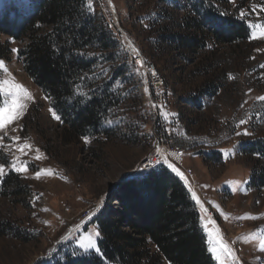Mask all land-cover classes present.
Listing matches in <instances>:
<instances>
[{
	"label": "rangeland",
	"instance_id": "1",
	"mask_svg": "<svg viewBox=\"0 0 264 264\" xmlns=\"http://www.w3.org/2000/svg\"><path fill=\"white\" fill-rule=\"evenodd\" d=\"M36 1L0 0V15L27 16ZM85 2L118 43L106 54H89L97 58L94 76L101 84L110 81V91L120 99L103 121L109 135L69 139L62 118L52 114L61 117L53 100L46 99L19 60L26 43L1 36L7 58L0 60L34 100L26 101L21 117L0 130L5 136L0 151L7 157L0 159L6 165L0 176V264H57L67 253L85 254L80 241L99 230L95 215L80 228L78 220L99 203L97 213L109 203L117 205L114 191L142 169L158 141L168 150L177 145L183 150L176 163L185 184L192 197L194 192L210 207L216 220L212 227L219 228L237 258H225V264H264V190L247 187L252 165L239 153L241 146L264 139V100L258 99L264 97V38L254 27L264 25V0ZM226 19L245 23L246 41L227 44L214 38L211 31ZM199 20L204 28L198 27ZM183 39L201 42L186 48ZM155 73L161 82L154 80ZM84 84L76 93L87 94ZM24 143L32 147L18 151ZM17 157L27 162V172L11 168ZM11 174L23 183L15 195L9 193L13 188L3 187Z\"/></svg>",
	"mask_w": 264,
	"mask_h": 264
},
{
	"label": "trees",
	"instance_id": "2",
	"mask_svg": "<svg viewBox=\"0 0 264 264\" xmlns=\"http://www.w3.org/2000/svg\"><path fill=\"white\" fill-rule=\"evenodd\" d=\"M203 25L199 20L198 27ZM211 33L227 44L249 36L245 23L237 19L220 22ZM1 36L26 43L18 51L19 60L53 100L69 139L110 134L103 121L120 99L110 91V81L101 84L94 76L97 58L89 54H106L116 50L118 43L110 26L88 12L85 0H37L27 16L0 15V58H7ZM200 42L192 39L185 46L197 48ZM83 83L89 90L87 97L76 93ZM193 102L201 107L199 98ZM239 153L252 165L247 187L260 193L264 190V139L241 146ZM3 187L13 188L9 193L15 195L23 183L11 174ZM112 198L117 205L107 204L94 219L100 253H67L65 261L57 264H216L198 205L185 183L166 166L121 183Z\"/></svg>",
	"mask_w": 264,
	"mask_h": 264
},
{
	"label": "snow or ice",
	"instance_id": "3",
	"mask_svg": "<svg viewBox=\"0 0 264 264\" xmlns=\"http://www.w3.org/2000/svg\"><path fill=\"white\" fill-rule=\"evenodd\" d=\"M89 7L91 5L89 4ZM243 15V13H241ZM255 28L259 29V36L264 38V25L256 24ZM256 35L254 34V37ZM13 51H17L13 49ZM134 52H137L136 49H133ZM138 54V52H137ZM78 94L87 97L86 93L79 92ZM48 97H46L47 99ZM258 99L264 100V97H259ZM34 100L31 92L22 84L16 81L15 77L12 76L11 72L5 65L3 60H0V130L6 129L8 125L12 124L13 121L18 120L23 114V110L26 109L27 104L26 101ZM53 116L55 119L60 120L61 117L57 115L53 111ZM167 115V114H166ZM241 124L246 123V121L241 120ZM241 133H237L240 135ZM244 135H250V133L245 130ZM5 139V136H0V141ZM14 140L19 141L20 137H13ZM85 142H88V139L85 138ZM3 146L0 145V148ZM32 146L28 143H24L18 146V151L24 152L25 149H30ZM37 152L39 149L36 150ZM0 159H4L7 161V157L3 155V152L0 151ZM36 159H40V157H36ZM164 163H168V167L172 168L174 172H177L179 175L183 176L182 173H179V170L175 168V166L164 159ZM5 164H0V176L5 174ZM11 168L16 172H27V162L21 161L18 157L11 162ZM49 174H51L49 172ZM41 175V171L36 172V178H39ZM193 197L196 198V203L200 205V208L207 212V209L204 208L203 203L196 197V194L193 192ZM200 219L203 222L202 228L206 232L208 237V245L209 251L213 255L214 259H216L219 264H225V258L237 259L235 257V253L232 248L227 244V242L223 239V234L220 232L218 227H212V225H216V221L214 219H206L201 216ZM100 236L99 232H94L83 238L80 241V248L83 249L85 254L89 252H95L97 254L100 253V248L98 247L97 237ZM261 251H264V241L260 243Z\"/></svg>",
	"mask_w": 264,
	"mask_h": 264
},
{
	"label": "built area",
	"instance_id": "4",
	"mask_svg": "<svg viewBox=\"0 0 264 264\" xmlns=\"http://www.w3.org/2000/svg\"><path fill=\"white\" fill-rule=\"evenodd\" d=\"M133 56L137 57L139 60L141 58V55H140L139 51H138V54L136 52V53L133 54ZM152 76H153V78L155 77L154 80L161 82L160 78L157 76L156 73L154 75H152ZM161 143H162V147H161ZM161 143H160V141H158L157 148L154 149V152L148 157L147 161L143 164L142 169H140L137 173H135L133 175H130V177L132 179L138 178L140 176L146 175L147 173H149L152 170H155L159 166L164 165L167 168H169L184 183H187L186 182V179H185V177H186L185 174H184L185 176L183 175L184 177L181 176V175H179L177 172H174L172 170V168L168 167V163H164V159L166 158L169 163L173 164L175 166V168L178 169L176 162L179 159H182L183 154H184L183 150L178 145L177 146H172L170 148V150H168V149H166V146L167 145L165 144V142L162 141ZM176 157H179V159L176 158ZM179 173H181V172L179 171ZM194 201H196V199ZM197 205H199V204H197ZM101 207H102V203L97 204L92 211H89L82 219H79L78 222H77V227L80 228V227L84 226L89 219H92L93 218L94 215H95L94 218H96L98 216V214H99V213H97V211H99L101 209ZM204 208L207 209V212H204L201 209L203 211V213L205 215H207L210 219H214L215 220L214 214L211 212L210 207H204Z\"/></svg>",
	"mask_w": 264,
	"mask_h": 264
},
{
	"label": "bare ground",
	"instance_id": "5",
	"mask_svg": "<svg viewBox=\"0 0 264 264\" xmlns=\"http://www.w3.org/2000/svg\"><path fill=\"white\" fill-rule=\"evenodd\" d=\"M176 158H178L179 159V157H176ZM186 182H187V180H186ZM187 184H188V182H187ZM189 186V185H188ZM190 187V186H189ZM190 190H191V188H190ZM192 191V190H191Z\"/></svg>",
	"mask_w": 264,
	"mask_h": 264
}]
</instances>
